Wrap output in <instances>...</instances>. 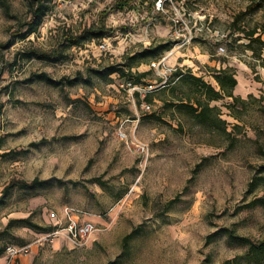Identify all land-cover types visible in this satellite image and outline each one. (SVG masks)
<instances>
[{"label":"rangeland","instance_id":"rangeland-1","mask_svg":"<svg viewBox=\"0 0 264 264\" xmlns=\"http://www.w3.org/2000/svg\"><path fill=\"white\" fill-rule=\"evenodd\" d=\"M163 1L117 9V0H57L40 28L22 38L16 34L28 29L37 0H0L1 249L34 241L71 206L95 216L100 231L84 247L65 246L49 264H254L245 258L248 245L230 231L264 239V46L249 47L237 28H264V0ZM251 1L262 7L234 25ZM102 23L111 37L67 45L68 36ZM169 41L160 55L167 66L191 68L216 88L202 58L234 64V94L242 100L210 102L219 126L180 106L205 99L190 82L143 99L119 74L86 81L90 68L127 63ZM32 49L64 57H23ZM153 61L133 68L148 72L146 85L163 78ZM44 72L62 85L37 77ZM35 178L46 183L22 187Z\"/></svg>","mask_w":264,"mask_h":264},{"label":"trees","instance_id":"trees-1","mask_svg":"<svg viewBox=\"0 0 264 264\" xmlns=\"http://www.w3.org/2000/svg\"><path fill=\"white\" fill-rule=\"evenodd\" d=\"M57 0H37V7L33 8L32 16L28 21V29L25 32H18L16 36H21L22 38H27L34 32H36L43 23L44 16L47 12L48 5L51 2ZM132 1L134 0H117L115 3V7L117 9H124L125 7H132ZM153 5V4H152ZM262 7L261 1H251L247 7V10L239 13L236 16V20L233 22L234 25L241 20L242 16L245 13H249L255 11ZM237 33L244 34L249 39V47L252 46V42L257 41L264 46V38L262 37V33L264 32V28H253L251 30H245L243 28H237ZM260 34L257 35V33ZM114 30L108 28L104 23L91 25L87 28H84L80 34L68 36L67 45H80L86 41L92 40H105L107 37H111L113 35ZM13 43L10 42L9 45ZM173 41L162 42L160 44H152L140 50L139 52L134 53L133 55L128 57L129 62L125 63H113L106 65L101 68H90V76L86 81H90V77L97 76L100 79L108 80L111 75L119 74L120 77L126 79L127 83L132 84H145L142 80L148 75V72H135L133 68L138 66L140 62L145 60H149L151 58H160V55L163 51L172 48ZM23 57L28 59L37 58L44 61L57 62L60 61L64 57L63 51L60 52H52V51H40L38 49H32L26 52H23ZM207 70L211 74V76L217 82L219 88H216L212 83L208 82L202 75H196L192 72L191 68L185 70L183 67L178 66L172 73L169 75L168 81L166 84L174 83L178 80L187 81L192 83L196 90L201 93L205 99L203 100L200 97H196V102H181L180 106L186 108L192 115H194L200 122H205L207 120L210 121V124L213 126H219V115L211 117L210 112L216 109L215 106H211V101H217L224 99L226 97L233 98L234 102L242 100L239 96L234 94V88L238 85V78L236 76V69L233 66H221L220 68L216 66L207 65ZM39 79L47 82L48 84L60 86L62 85V80H56L52 78L47 73H40L37 75ZM69 84H74L80 81L78 78H70ZM165 87V86H164ZM158 88L153 92H149L145 99H150L151 95L160 89ZM139 95L138 92H136ZM231 106V105H230ZM38 183H46V181L40 182L38 178L33 179L32 181H22L21 185L25 188H34ZM14 183L7 186L2 195V199L5 195L8 194L10 189L14 187ZM254 204L257 202H253ZM55 226H48L43 228L45 232L54 229ZM231 237L238 240L239 242L248 245V250L246 252L245 258L249 262H253L254 264H264V239L262 240H253L249 237L235 235L232 231H230ZM132 237V234H128L125 237V242ZM7 247V246H6ZM6 249V248H5Z\"/></svg>","mask_w":264,"mask_h":264},{"label":"built area","instance_id":"built-area-1","mask_svg":"<svg viewBox=\"0 0 264 264\" xmlns=\"http://www.w3.org/2000/svg\"><path fill=\"white\" fill-rule=\"evenodd\" d=\"M163 0H158V7H163ZM192 35L190 36V38ZM101 47H106V42L101 43ZM218 53H225L226 49L224 45H219L217 49ZM167 57L163 56L157 61L152 62L154 69H157L160 72V75L163 76L161 83L154 84H132L128 83L127 85L132 87L135 92L139 93V96L145 99L146 95L149 92H153L158 88L164 87L168 81L170 73L176 68H171L167 66ZM171 71V72H170ZM146 109H150V104H144ZM119 135L122 138H127L124 132H120ZM52 215H56L53 212ZM86 213L79 208L65 206L63 209L62 220H58L54 229L43 233L38 236L34 241L27 243L25 245H8L5 249L6 254L8 255L9 262H12L19 258L20 256L29 254L33 247L36 245H53L58 240H63L66 244L70 245L72 248H80L89 244V242L96 236L100 231V228L95 222L90 219L85 218Z\"/></svg>","mask_w":264,"mask_h":264},{"label":"crops","instance_id":"crops-1","mask_svg":"<svg viewBox=\"0 0 264 264\" xmlns=\"http://www.w3.org/2000/svg\"><path fill=\"white\" fill-rule=\"evenodd\" d=\"M202 59H206V63H209L211 66L217 65L216 62L214 64L210 61L209 56L204 57ZM170 61H175V57H172ZM208 64V65H209ZM234 65L232 62L223 63V67ZM218 68L221 67L220 63H218ZM88 219L96 221L97 218L93 215L88 217ZM66 242L63 240L56 241L53 245H36L33 247V250L26 255L20 256L16 260L9 262L8 255L6 254L5 249L0 248V264H49L54 259L55 255L59 254L65 246H67ZM69 246V245H68Z\"/></svg>","mask_w":264,"mask_h":264}]
</instances>
